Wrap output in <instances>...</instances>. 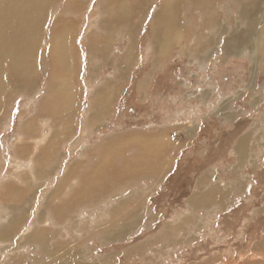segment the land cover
I'll list each match as a JSON object with an SVG mask.
<instances>
[{"label":"rangeland","instance_id":"rangeland-1","mask_svg":"<svg viewBox=\"0 0 264 264\" xmlns=\"http://www.w3.org/2000/svg\"><path fill=\"white\" fill-rule=\"evenodd\" d=\"M40 1L0 82V264L264 262V0Z\"/></svg>","mask_w":264,"mask_h":264},{"label":"bare ground","instance_id":"bare-ground-1","mask_svg":"<svg viewBox=\"0 0 264 264\" xmlns=\"http://www.w3.org/2000/svg\"><path fill=\"white\" fill-rule=\"evenodd\" d=\"M42 6L43 4L40 0H0V82H3V80L11 77L15 73L21 74V72L25 70L27 71L29 69L31 70L33 69L35 62L33 64L30 62L29 59L30 53L28 54V44H29V39L32 38L36 30V27L40 21V18L43 14L42 13L43 10H41ZM175 6H178V4L175 3ZM177 8L178 7H176L174 11L171 12L169 10L170 14L164 12L165 10L163 9L162 10L163 12L159 13L155 17V21H154L155 28L157 30L159 29L161 30L162 28H164L163 27L164 25L167 24L174 25L176 20L173 18H176L178 16V13L175 14ZM39 9L41 11H39ZM37 10L39 11L38 13ZM120 12L121 11L119 10V13ZM175 26L176 25H174V28ZM58 33L56 34L57 37L59 36ZM63 41H67V38L66 40ZM29 46H31V44ZM226 47L234 48L237 47V45L231 39L229 42H227ZM66 50L67 49L63 46L58 47V44L56 42L54 49L52 50V53L55 58L60 59L62 55L66 54ZM60 101L64 103L65 107L68 106V108L71 110V107L74 103L71 98L63 99L61 97ZM42 223L44 222L42 221ZM14 228H15V224L10 223V221L7 222L6 226L3 225L2 228L0 229V240L8 238L11 235V232L13 231ZM257 264H264V262H259Z\"/></svg>","mask_w":264,"mask_h":264}]
</instances>
